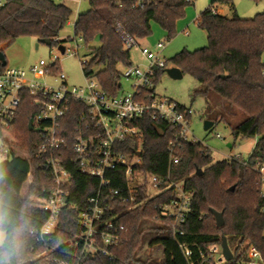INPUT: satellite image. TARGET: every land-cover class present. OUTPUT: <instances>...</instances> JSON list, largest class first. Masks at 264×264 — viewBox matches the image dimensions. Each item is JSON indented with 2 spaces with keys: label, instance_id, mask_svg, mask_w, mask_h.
I'll use <instances>...</instances> for the list:
<instances>
[{
  "label": "trees",
  "instance_id": "obj_1",
  "mask_svg": "<svg viewBox=\"0 0 264 264\" xmlns=\"http://www.w3.org/2000/svg\"><path fill=\"white\" fill-rule=\"evenodd\" d=\"M88 1L90 8L79 13L74 22V35L83 39L92 56L82 70L112 96L121 90L122 69L132 64L130 50L124 48L117 29L120 27L144 39L151 34L154 21L173 37L177 21L184 17L191 4L188 0H162L140 8L131 0L124 1L122 7L117 6L116 0ZM231 2L213 0L199 14L197 23L207 33L205 47L194 51L184 49L170 61L183 75L190 74L201 84L198 93L205 98L214 93L230 112L240 111L245 115L232 127V136L235 139L258 137L251 155L243 160L226 158L215 162L210 149L201 142L180 141L174 149V156L179 161L171 163L168 144L174 138L175 128L154 121L148 115L136 119L134 124L143 133L140 169L158 175L170 172L173 180H184L186 189L192 193V210L183 227V235L173 234V222L150 206L123 212L121 222L126 240L112 249V257L98 256L90 264L138 262L136 253L147 233L141 227L145 221L153 223L150 230L157 232L150 246H162V264H190L181 243L192 248L195 259L199 249L219 244L223 237L227 238L234 255L226 264H243L248 259L247 249L243 247L246 243L257 248L264 258V197L259 190L260 174L257 170L264 164V13L241 18L237 13L228 17L216 12L219 4ZM71 15L72 10L67 5L54 0H6L0 6V51L26 35L50 39L52 45L63 42L60 32ZM96 39L100 41L98 47L92 46ZM170 61L167 60V65ZM163 71L165 69L157 72L155 87ZM155 87L148 90L151 95L156 93ZM30 105L28 100L22 102L11 129L18 139V146L27 153L30 161L11 156L0 162V228L5 233L4 243L0 246L2 264H48L39 256L45 250L44 245L30 234L46 219V215L33 205L31 197L42 196L44 189L53 186L44 175L41 160L36 157L39 139L29 128L33 119ZM210 114L213 126L226 119L220 111H211ZM29 171L32 182L27 196L22 197L21 189ZM70 171L71 201L78 207L83 206L95 193L98 180L80 174L75 168ZM117 173L121 178L114 180L112 185L122 188L124 176L122 172ZM121 208L126 209V205ZM212 209L223 212V226L216 225ZM75 217V208L62 211L52 244L72 237L77 230Z\"/></svg>",
  "mask_w": 264,
  "mask_h": 264
},
{
  "label": "built area",
  "instance_id": "obj_2",
  "mask_svg": "<svg viewBox=\"0 0 264 264\" xmlns=\"http://www.w3.org/2000/svg\"><path fill=\"white\" fill-rule=\"evenodd\" d=\"M124 1L127 0H116L117 6L122 7ZM131 1L142 8L162 0ZM4 3L0 0V6ZM117 31L124 48L138 47L148 63L145 68L131 64L122 69L121 80L130 82L131 92H123L120 82L118 94L109 95L95 78L84 72V84L69 86L67 75L58 67V57L50 63L39 60L28 70L4 66L0 62V152L5 158L19 156L30 161L11 132L18 108L22 102L30 101L31 130L39 139L36 157L41 160L44 175L53 183L51 188L42 191V196L31 197L33 205L46 215L41 226L32 229L30 234L44 245L45 250L39 256L48 264H90L98 256L112 257V249L126 240L121 217L127 210L150 206L173 222V234L178 235H183V227L192 210V193L186 189L184 180H173L170 172L158 175L140 169L143 133L134 124L138 118L148 115L154 121L175 128L174 138L168 144L171 163L179 161L174 156L178 142H198L190 129L192 109L148 92L155 87L157 72L168 68L162 56L165 44L158 42L154 50L122 28ZM73 40L76 49L70 55H78L83 39L75 36ZM53 45L59 52V46L63 45L62 54L68 52L64 42ZM216 136L221 138L219 134ZM229 158L243 160L240 156ZM71 168L98 180L95 193L83 206L78 207L71 201ZM257 170L259 190L264 197V164ZM117 172L124 176L122 188L112 185L114 180L121 178ZM27 181L29 188L31 171ZM124 205L126 209L121 208ZM68 207L76 210L74 225L77 230L68 240L52 244L60 215ZM180 247L190 264L227 262L221 243L199 249L195 259L188 244L181 243ZM243 247L248 257L243 264H264L257 248L247 243Z\"/></svg>",
  "mask_w": 264,
  "mask_h": 264
},
{
  "label": "rangeland",
  "instance_id": "obj_3",
  "mask_svg": "<svg viewBox=\"0 0 264 264\" xmlns=\"http://www.w3.org/2000/svg\"><path fill=\"white\" fill-rule=\"evenodd\" d=\"M6 1V0H2ZM67 5L72 10V15L69 22L60 32V40L63 41L68 48L66 54L59 52L54 45L39 43L36 44L38 38L35 36H20L10 46L4 49L7 66L24 68L28 70L31 65L39 60H45L47 63L53 61L54 57L59 58L58 67L67 75L69 86H80L85 83V75L82 70V62L90 60L91 54L86 48L84 42H80L78 55H70L76 49V43L73 40L74 22L79 13L87 11L89 6L88 0H54ZM213 0H193L186 8L183 18L176 23V33L173 37L169 36V32L161 27L158 23H151V34L141 40V44L148 45L155 50L158 42H163L165 48L162 51V56L166 60L171 58L178 52L187 49L194 51L205 47L208 44L207 33L201 29L197 23L199 14L207 9ZM223 9L224 15L232 17L237 13L241 18H251L258 13H264V0L255 2L253 0H232L231 4H219ZM218 9V8H217ZM92 46H100V41L96 39ZM131 63L134 66L145 68L147 61L139 52L138 47L130 49ZM264 63V53L262 55ZM170 61L168 68L172 67ZM123 92H131L130 82L122 78ZM201 84L190 74H184L179 79L172 78L167 72L163 71L160 75L155 91L159 98L171 99L187 108L192 109V118L190 129L197 141L207 146L213 156L214 161H220L232 156H240L247 159L257 142L258 137H238L232 136V127L241 122L245 115L240 112H230L224 107L223 101L212 93L208 98H205L201 93ZM234 110V109H232ZM211 111L221 112L225 116V120H219L209 129L204 128V123L207 120L214 121ZM235 111V110H234ZM219 134L221 138L216 135ZM191 138H193L191 136ZM231 147H228V144ZM21 149V148H20ZM5 159L0 152V162ZM28 181L26 180L21 189L22 197L27 196ZM142 229H146L147 233L142 239V243L137 250L136 258L138 262L130 264H162L163 248L161 245L150 246V241L157 237L155 230H150L154 227L153 223L143 222ZM5 240V239H4Z\"/></svg>",
  "mask_w": 264,
  "mask_h": 264
},
{
  "label": "water",
  "instance_id": "obj_4",
  "mask_svg": "<svg viewBox=\"0 0 264 264\" xmlns=\"http://www.w3.org/2000/svg\"><path fill=\"white\" fill-rule=\"evenodd\" d=\"M39 43H44V44L50 45L51 44V40L50 39H38L36 47H38ZM59 48H60L61 52L63 53L64 52V46L60 45ZM0 62L4 66L7 65L6 57H5L3 51H0ZM165 72H167L174 79H179V78H181L183 76L182 71L176 66H172L170 68H167L165 70ZM212 126H213V121H210V120L205 121L204 128L206 130L211 128ZM29 128L32 129L31 122L29 123ZM228 147H231L230 143L228 144ZM139 155H140V153H139ZM200 173H201V171H200ZM1 182H2V180H0V183ZM231 189L233 190L234 186ZM211 214L213 215V217L215 219V222H216V225L218 227H221V226L224 225L225 221H224L223 212H218V211L212 209L211 210ZM221 246L223 248V255L226 258V260L227 261L232 260L234 255H233V252L231 251V249L229 247V244H228V241H227L226 237L222 238Z\"/></svg>",
  "mask_w": 264,
  "mask_h": 264
},
{
  "label": "clouds",
  "instance_id": "obj_5",
  "mask_svg": "<svg viewBox=\"0 0 264 264\" xmlns=\"http://www.w3.org/2000/svg\"><path fill=\"white\" fill-rule=\"evenodd\" d=\"M0 220H2V217H0ZM5 239V233L2 228H0V246L3 245ZM2 264V262H0Z\"/></svg>",
  "mask_w": 264,
  "mask_h": 264
},
{
  "label": "crops",
  "instance_id": "obj_6",
  "mask_svg": "<svg viewBox=\"0 0 264 264\" xmlns=\"http://www.w3.org/2000/svg\"><path fill=\"white\" fill-rule=\"evenodd\" d=\"M217 11H218V13H220V14H224V13H223V9H222L221 7H218Z\"/></svg>",
  "mask_w": 264,
  "mask_h": 264
}]
</instances>
